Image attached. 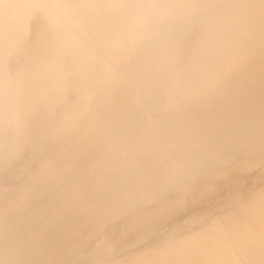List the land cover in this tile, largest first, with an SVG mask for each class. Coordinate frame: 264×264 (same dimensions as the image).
Instances as JSON below:
<instances>
[{
    "label": "bare ground",
    "instance_id": "6f19581e",
    "mask_svg": "<svg viewBox=\"0 0 264 264\" xmlns=\"http://www.w3.org/2000/svg\"><path fill=\"white\" fill-rule=\"evenodd\" d=\"M262 148L264 0H0V162L41 164L0 180V264H185L167 195L208 177L230 264H264L234 178Z\"/></svg>",
    "mask_w": 264,
    "mask_h": 264
},
{
    "label": "rangeland",
    "instance_id": "374dc122",
    "mask_svg": "<svg viewBox=\"0 0 264 264\" xmlns=\"http://www.w3.org/2000/svg\"><path fill=\"white\" fill-rule=\"evenodd\" d=\"M31 21H32V19L29 21V25L31 24V26H32ZM19 33H20V30H19V32H17V35L16 34L13 35V37H14L13 46H12V48L7 49L8 53L13 51L14 46L16 44L18 45V42L20 40L18 38V37H20ZM31 40H33V39H30V42H31ZM20 43H22V41ZM7 69L9 70V67H7ZM1 70L4 73H6L5 67L1 68ZM1 126L3 128L7 127L6 124H1ZM263 151H264V148H262V151L259 152V154H256L253 157L249 158L246 161V163L243 164V168L240 169V171L234 175L235 180H237L238 183H240V185H241V191L243 190L242 191L243 192L242 198H241V200H239V202L250 203L252 214H254L253 213L254 210L257 212L259 209V211H260L261 205L259 203L264 204V154H263L264 152ZM2 161L7 162V160H3V159H2ZM21 162L22 163L19 164V166H15V167L4 166L3 162H0V180H1V182L7 176L6 175L7 170H9V172H11L13 169L14 171H19L20 174H23V173L32 172L34 169L36 171V168L38 167V165H41V164H38L39 158H37V159L35 158V159H33V161L28 160V162H26L23 160ZM34 175H35V173H34ZM232 177H230V178L232 179ZM210 178L211 177H208L206 180H204L202 182H198L197 184L192 183V184H190L189 187L185 186L186 188L184 187V188L176 190L174 192H170L167 195V198H168L167 204L169 205L167 212L169 213V216H170L169 220L167 221V224L168 225L175 224L176 226L183 228V230L179 234H177L176 237L169 238V239L170 240L172 239V241L179 243V245L182 247L181 252H178V253H180V255H182V256H185L184 257L185 260L183 261L185 264L189 263V261H192V262L200 261L204 264H208V262H207L208 260H210V259L215 260L216 258H217L216 259L217 264H230L232 261L234 262V259L231 256L230 257L226 256V254L233 253L232 251H234V250L236 252L241 251V250L237 249V247H235L234 250L232 249V246H233L232 243L235 244L236 242L232 241L233 237L230 235V233L227 229V225L223 222L222 219H221L222 221L220 220L221 215L229 212V210H230V209H225L226 206L223 203V201H224L223 196L226 194L225 191H226L227 185L222 184L221 179H220L221 182L218 181L217 184H212V183L209 184L210 182H212L209 180ZM1 182H0V186L2 185ZM231 183L228 184V186L231 185ZM194 187H195V189L193 190ZM14 188L16 190H21V188L24 190H27V186L21 182H18L17 184L15 183ZM4 189L5 188L2 187V191ZM17 192L19 194V191H17ZM257 192L259 193V195L261 194L260 197H259ZM256 193H257V195H256ZM251 194H253V195H251ZM1 195L4 198L3 192H2V194L0 193V196ZM257 197H259V198L257 199ZM3 198H0V200ZM13 199H14V197H13ZM258 205H260V206H258ZM251 213H250V218H251L250 220L255 221V222L251 223L250 225L248 224L249 225L248 227L251 229V231L262 232V230L264 229V217H263L264 215L263 216H261V215L259 216L257 214L252 215ZM200 214L201 215L205 214V217L204 218L201 217ZM199 219H201V224H202L201 227H200V224H197ZM211 220H212V222H211ZM218 221H220V223ZM245 223L246 222H244V224ZM242 225H243V223H242ZM209 227L214 228L213 230L215 232L214 233H212V232L205 233L204 230L209 228ZM258 227H260L261 229L260 228L258 229ZM224 229H226V230H224ZM154 234L152 235L153 237H154ZM196 236H200V237H198V241L200 240L201 242H203L204 248H198V247H195L194 245H192V243H194L192 240L197 239V238H194ZM224 239L227 240V242ZM147 241L148 240H146L144 242H147ZM211 241H216V243H217V245L214 246L212 249L210 248V247H212V246H210ZM111 242H112V239L109 240L108 242H106V244L108 245ZM167 246L168 245L158 246L155 248V250L169 253L170 256H173L174 253L177 254L176 252H174V250H172V247H169V246H172L171 244L168 247ZM199 250L201 251L202 255H198V252H200ZM213 251L217 252L220 255H218L215 258L214 257L211 258L210 256L207 255V254L213 253ZM206 256H207V258H206ZM109 261H110V259H109Z\"/></svg>",
    "mask_w": 264,
    "mask_h": 264
}]
</instances>
